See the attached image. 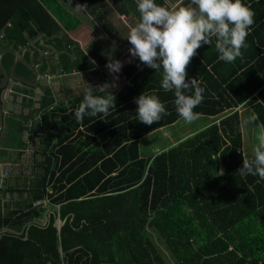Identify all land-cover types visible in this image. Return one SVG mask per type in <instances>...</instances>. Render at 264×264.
I'll use <instances>...</instances> for the list:
<instances>
[{
  "label": "trees",
  "instance_id": "16d2710c",
  "mask_svg": "<svg viewBox=\"0 0 264 264\" xmlns=\"http://www.w3.org/2000/svg\"><path fill=\"white\" fill-rule=\"evenodd\" d=\"M80 1L110 35L116 32L110 19L113 8L120 9L115 0ZM154 2L169 7L165 0ZM242 2L255 12L242 57L221 61L213 38L211 45L197 49L186 68V80L195 78L204 89L194 112L215 116L231 111L153 157L141 154L142 138L181 119L174 92L161 87L163 69L131 58L120 72L125 85L111 92L115 109L79 122L75 111L85 93L67 105L58 103L50 87L37 100L18 86L26 93L22 105L40 114L30 124L22 119L16 131L38 136L34 155L40 159L31 184L0 187L2 197L27 194L13 207H0V264H264V180L238 171L243 156L248 157L241 114L232 111L251 100L264 128V0ZM27 35L38 38V48H46L43 39L46 49L60 51L67 73L95 67L92 49H83L40 0H0L1 50L21 51L30 40ZM3 59L10 69L13 54ZM15 73L29 80L34 76L23 61ZM102 78L110 81L105 73ZM142 92L157 96L167 111L152 125L136 119L134 98ZM14 141L26 142L18 136ZM47 203L58 214L45 225L35 222ZM58 216L65 220L61 228L54 226Z\"/></svg>",
  "mask_w": 264,
  "mask_h": 264
},
{
  "label": "clouds",
  "instance_id": "9594fccd",
  "mask_svg": "<svg viewBox=\"0 0 264 264\" xmlns=\"http://www.w3.org/2000/svg\"><path fill=\"white\" fill-rule=\"evenodd\" d=\"M191 5L195 7L169 8L154 0H138L140 20L125 36L131 45L132 58L138 57L143 65L155 71L163 69L161 87L174 92L176 111L189 124L199 118L194 109L204 99V89L198 81L195 78L186 80V68L197 49L202 44L211 45L215 38L219 59L234 62L242 57L241 49L247 47L246 37L255 15L242 0H191ZM90 62L95 64L94 60ZM122 66L121 61L113 59L106 64L112 73H118ZM111 87L107 82L96 88L90 86L75 111L76 120L79 122L85 116H108L110 110L115 109V96L109 91ZM188 90L194 91L189 95L186 94ZM95 91L105 95H95ZM134 102L138 105L136 119L146 125H152L162 115H167L164 104L155 95L142 92ZM257 118L253 116L251 119L255 121ZM258 141L253 158L243 156V165L238 171L241 175H258L264 180V132L258 136ZM52 208H45L43 215Z\"/></svg>",
  "mask_w": 264,
  "mask_h": 264
},
{
  "label": "crops",
  "instance_id": "0c3cea01",
  "mask_svg": "<svg viewBox=\"0 0 264 264\" xmlns=\"http://www.w3.org/2000/svg\"><path fill=\"white\" fill-rule=\"evenodd\" d=\"M40 1L50 11V13L54 16V18L57 19V21L66 30V32L75 41H77L83 49L88 50L91 48L94 53L93 54L94 57L90 55L91 60L95 61L94 68L88 69L86 71L84 70L72 71L70 73L63 71V74L60 75V78L61 77L69 78V82L67 83V85L64 83L63 89H69V91L75 89L74 94L76 93L77 95L80 93H85L83 91L88 90L87 86L89 83L91 84V86L105 84L107 81H105L102 78V74L105 73L110 78V81L107 83L112 85L111 92H114V94L118 93L125 85L126 80L125 81L122 80L123 77L121 76L120 73L121 70L118 73H112L106 68V64L108 63L109 59L119 60L122 62L123 65L122 68H123L126 65V63L132 58L129 52L131 45L125 36H127L130 28L132 26H135L140 20V13L138 11V2L137 1L135 2L134 0H115L120 5V9L113 8V10L111 11L110 19L112 20L114 27L116 28V32L113 35H110L105 30L104 26L102 25V22H100L95 17V15L90 12L88 7H86V5L80 0H40ZM165 1L169 5V8L181 7V6L195 7L194 5H191V0H165ZM109 3L112 5L113 2L109 1ZM93 44H96V46H92ZM101 62H104L105 64L100 65L99 63ZM97 70L100 71V74L96 73ZM80 73L82 74V76ZM53 92L54 94H56L54 90ZM257 95L258 92H255L253 96H257ZM20 100L21 98H19V102ZM236 110L241 114L240 116L242 120V126L245 125V120L243 118L244 112H247V116L251 121L250 123H254L255 121L258 122V120L252 122L251 119L253 116H255L253 113V105L251 103V100L248 99L246 102L241 103L238 106L234 107V109H232V111H236ZM230 111L231 110H227L224 114H220V115L208 116L207 118L211 119V122L208 123L206 126L214 122H219L222 119V117L228 114ZM20 112L16 111V113L18 114ZM11 115H8L6 119L7 127L5 129L1 141L0 156L4 160L10 161V163L14 164L15 162H20L22 163V165H24V167H26V163L23 159L24 158L23 156L27 155L28 150L25 151L24 148L14 147L16 145L13 144L12 142V140L14 141V137L18 136V134L21 133L16 131L17 125L21 120L18 116H11ZM200 116L203 117L204 115H199V117ZM8 117H10V121ZM27 121H29V119L28 120L26 119L24 122L28 124ZM179 121L168 126L174 127L176 124L179 123ZM259 125L262 131H264L262 125L260 123ZM243 132L245 139L246 137H245L244 127H243ZM25 133L27 134V132ZM250 135H252V133ZM178 140L180 139H176V142ZM243 150L245 151L244 146H243ZM19 151H23L24 153L22 154L21 158L18 157ZM8 197H9V193H8ZM46 208L48 209L51 208L49 203L46 204ZM47 213H49V210Z\"/></svg>",
  "mask_w": 264,
  "mask_h": 264
},
{
  "label": "rangeland",
  "instance_id": "374dc122",
  "mask_svg": "<svg viewBox=\"0 0 264 264\" xmlns=\"http://www.w3.org/2000/svg\"><path fill=\"white\" fill-rule=\"evenodd\" d=\"M128 58V57H127ZM122 80L125 81L124 78H122ZM103 85V84H101ZM91 86V84L89 83L87 86V89H89V87ZM99 85H95L92 86L93 88H96ZM75 90V89H74ZM74 90H70L69 93L70 94H74ZM109 91L111 92V88L109 89ZM83 92H86L83 91ZM37 93V92H36ZM114 93V92H112ZM14 96L12 98H10V102H14L15 104H12V107L14 109H17L18 112L21 111V114L27 116V118H29V121H27L28 124H30V120L35 119L39 116L40 112L39 111H33L32 109L30 110V108L28 106H23L22 105V100H23V96H24V92H22L18 87L15 89L14 88ZM28 96H33V98L37 99V95L35 94V92H32L27 94ZM21 96V97H20ZM58 98V103H60L63 99H65V97L69 96L68 92L63 89L61 93H59V96L56 95ZM19 98H21L20 102H19ZM74 98V97H73ZM12 102V103H13ZM33 107H39V103H35L33 105ZM20 118V120L23 119V121H25L24 118H21L20 116H18ZM208 116H203V117H199L197 120H195L192 123H187L185 122L183 119H181L179 121L178 124H176L174 127H164L162 129H159L153 133H150L148 135H146L145 137L142 138V140L140 141V150H141V154L146 157V158H150L155 156L157 153L163 151L164 149H166L167 147L174 145L176 142V139H182L183 137L192 135L194 132L199 131L201 129H203L204 127H206V125L208 123L211 122V119L207 118ZM9 121H10V117ZM243 118L245 120V125L244 130H245V139H244V154L246 157H252L254 155V149L258 146V136L264 132L262 131L259 122L257 121H252L254 123H250L251 121L249 120L248 116H247V112H244ZM28 120V119H27ZM26 131H23L21 133L18 134V137H22L24 142L23 145H21V143H19L18 141H14V144L16 146L14 147H23L25 151H27V155L23 156L22 158L24 159L25 163L27 164L26 168H25V172H23L22 174H20L21 176L18 178H13L12 181L10 182L11 185H17L20 184L21 186L24 185H28L31 184V182L34 179V169H35V164L37 159H40V155L36 156L35 154V149L38 147V141L39 138L38 136L34 135L31 136L29 135L28 131L27 134L25 133ZM252 133V135H250ZM13 141V140H12ZM19 143V144H18ZM13 145V144H10ZM220 164V168L221 170H224L223 165L220 161V158H217V160ZM10 181V180H9ZM11 195V196H10ZM25 198L27 197V194H19V193H13L10 194L9 193V197H8V201L2 205L1 207L5 206V207H13L15 206L18 202V198ZM0 205H1V201H0Z\"/></svg>",
  "mask_w": 264,
  "mask_h": 264
},
{
  "label": "water",
  "instance_id": "95a60500",
  "mask_svg": "<svg viewBox=\"0 0 264 264\" xmlns=\"http://www.w3.org/2000/svg\"><path fill=\"white\" fill-rule=\"evenodd\" d=\"M28 38H30L29 35H27ZM43 37V36H42ZM45 43V41L42 39L41 44ZM49 46H47L48 48ZM50 49L55 50L54 47H50ZM36 51H39V53L42 55L43 52L41 48H38L36 45L35 41H30L28 42V45L24 47L21 51H16L13 48H8L6 50H3L0 53V72L2 73V77H0V148H1V141L3 138V134L5 132V129L7 127V116L12 114V111L14 110L12 107V102H10V98L13 97V91H14V85L16 83H26L29 84L32 87H37L36 92L38 94V100L42 98L43 95V90L42 86H49L50 85V75L46 74L42 76V72L40 70V67L44 64V58H42V61L40 64L35 65V53ZM6 53H11L14 56L13 64L10 69L6 67L4 64V55ZM26 53H29V58H26ZM59 57V52L56 51ZM19 61H23L29 69L33 72V74L36 76V79L34 82L29 81L25 78H22L15 73V69L17 66V63ZM61 70H63V67L61 66ZM50 71V70H48ZM21 97V96H20ZM16 114V112H13ZM2 157H0V186L2 185L3 178L7 174H10V168L12 166V163L8 160H4L3 162ZM221 173H224V170H221ZM45 209L41 207V211L43 212ZM57 211L54 209H51L49 213H47V217L50 218L52 214H58L56 213ZM35 222L42 223L45 225L46 222H41L38 220H34ZM65 223V220H62L60 217H57L56 221L54 222V226L57 228H61L63 224ZM26 239L28 238V235L25 237Z\"/></svg>",
  "mask_w": 264,
  "mask_h": 264
},
{
  "label": "flooded vegetation",
  "instance_id": "af4514ba",
  "mask_svg": "<svg viewBox=\"0 0 264 264\" xmlns=\"http://www.w3.org/2000/svg\"><path fill=\"white\" fill-rule=\"evenodd\" d=\"M42 36H43V34H40L39 35V38H42ZM37 40H38V38H32V39L30 38V41L31 42L32 41H35V43H37ZM40 44H41V42H40ZM41 45H43V46H45L47 48V46L49 44L45 42V43H42ZM46 48H41V50L43 52L42 55L38 51H36L35 54L38 55V60L39 61H36L35 60V63L34 64L35 65L40 64L41 61H42V58H44V64H47V67L45 68V70L42 69V67H43L44 64L40 67V70L42 72V76H44L46 74H49L50 76H52V77H50V85L49 86H42L43 94H44V89L46 87H50L51 86L53 89L51 87L50 88L55 91V93H56L55 95H59V93H61V91L63 90L64 83L67 85V83L69 82V78L68 77H65V78L61 77L60 78V75L63 74V71H64V70H61V66H62L61 65V58L60 59L58 58V56H57L58 54L56 53V50H52L50 48L49 49H46ZM2 51L3 50H1V47H0V53ZM58 52H59V57H60V51H58ZM48 70H50V71H48ZM84 71H86V70H84ZM20 77H22V76H20ZM22 78H24V77H22ZM35 79H36V76L34 75L33 78H31V80H29V79H27V80L34 82ZM18 86H23L24 88H27L30 92H35V94L37 95V100H38V94L36 93V88L37 87H32V86H30L29 84H26V83H16L14 85V88L16 89ZM65 90L68 92V95L69 96L65 97L64 101L63 100L62 101H63V103H65L67 105H71L70 104V100L74 96H76L77 94L75 93V94L72 95V94L69 93V89H65ZM16 111H17V109H14L12 111V115L11 116H18L15 113H13V112H16ZM12 142L14 144V141H12ZM1 160L3 162V159H1ZM26 166H27V164H26ZM25 168L26 167H24V165H22V163H20V162H15L14 164L12 163V166L10 168V174H7L9 176L6 175V177L3 178L4 180H3L2 184L3 183L4 184L5 183H9L10 184V182L12 181L13 178H18L17 176L20 177L21 176L20 174H22L23 172H25ZM7 197H8V193H7V195L5 197L0 196V201H1V205L0 206L4 205L8 201V198ZM3 207H5V206H3ZM50 211L51 210H49V212ZM50 218L46 217V214H45V215H43L41 217L40 221L41 222H46L47 221V223H48V221L50 220Z\"/></svg>",
  "mask_w": 264,
  "mask_h": 264
},
{
  "label": "built area",
  "instance_id": "2783aa9c",
  "mask_svg": "<svg viewBox=\"0 0 264 264\" xmlns=\"http://www.w3.org/2000/svg\"><path fill=\"white\" fill-rule=\"evenodd\" d=\"M43 201L42 200H39L36 202V204H41Z\"/></svg>",
  "mask_w": 264,
  "mask_h": 264
}]
</instances>
